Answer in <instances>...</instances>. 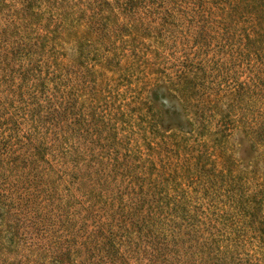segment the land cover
<instances>
[{
  "label": "rangeland",
  "instance_id": "1",
  "mask_svg": "<svg viewBox=\"0 0 264 264\" xmlns=\"http://www.w3.org/2000/svg\"><path fill=\"white\" fill-rule=\"evenodd\" d=\"M0 264H264V0H0Z\"/></svg>",
  "mask_w": 264,
  "mask_h": 264
}]
</instances>
